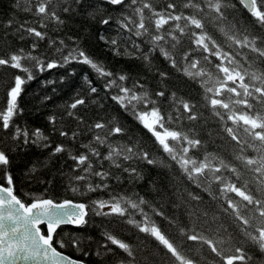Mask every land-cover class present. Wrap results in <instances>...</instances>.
<instances>
[{"label":"trees","instance_id":"16d2710c","mask_svg":"<svg viewBox=\"0 0 264 264\" xmlns=\"http://www.w3.org/2000/svg\"><path fill=\"white\" fill-rule=\"evenodd\" d=\"M254 1L256 9L251 12L240 0H137L135 5L126 0L122 8L103 5L77 11H71L76 8L74 0L70 6L61 0H40L33 8L46 5L47 11L31 15L22 10L23 0L19 8H14L15 0H0V23L28 21L29 28L46 33L39 41L19 33L26 37L20 40L12 35L14 28L7 33L0 28V56L24 49V57L31 53L41 60L60 61L55 48L62 47L63 40V55L72 49L86 51L94 62L115 73L120 89L127 86L129 98L143 97L134 109L125 111L110 98L118 94L115 88L104 87V79L90 66L73 62L40 71L35 61L22 58V68H28L34 79L17 98L12 129L2 130L0 125V145L9 149L12 158L15 193L26 203L46 192L53 200L81 201L86 208L106 201L123 212L90 213L85 226H60L55 239L67 247L59 250L88 264H180L154 237L139 231L147 220L148 227H158L192 264H223L240 255L246 257L243 264H264V249L259 247V230L264 228L260 214L264 210V151L257 149L260 142L264 145V135H257L264 133L260 126L264 125V22L253 15L264 0ZM145 2L150 7L141 14L138 9ZM169 4L175 9H169ZM215 4L220 5L219 11L212 9ZM65 8H69L67 14ZM154 12H162L169 20L159 30L156 20L160 17ZM53 14L65 23H55ZM108 14L112 23L105 26L100 20ZM122 15L127 17L128 31L117 26ZM41 23L46 27L41 28ZM101 34L117 39L119 55L99 40ZM51 40L56 41L55 47L49 46ZM15 75L27 77L22 69L0 66V108L4 110ZM84 75L99 91L91 96L95 104L90 101L76 110L84 120L80 124L68 118L67 106L86 91ZM120 75L128 79L120 82ZM49 80L51 84L46 83ZM152 110L159 115V127L175 135L166 144L138 122V114ZM49 116L55 117L54 124ZM95 122L108 127L92 132L90 125ZM115 126L125 129V134L112 136ZM16 127L38 128L48 139L37 146L24 144L21 137L13 145ZM54 127L66 131L69 139L54 132ZM73 132H80L76 140L70 139ZM93 135L108 139L104 145L89 143ZM87 143L89 149L110 154L112 160L100 165L90 156L94 168L85 172V165L77 170L70 154L84 153L81 145ZM57 144L65 151L53 155ZM96 171L110 176L100 180ZM133 171L135 175L128 174ZM89 184L108 188L88 192ZM40 227L46 234V226ZM105 232L127 243L135 259L112 245ZM192 236L198 239L193 241ZM73 238L79 241L78 247Z\"/></svg>","mask_w":264,"mask_h":264},{"label":"snow or ice","instance_id":"6c2138e0","mask_svg":"<svg viewBox=\"0 0 264 264\" xmlns=\"http://www.w3.org/2000/svg\"><path fill=\"white\" fill-rule=\"evenodd\" d=\"M40 0H23L25 4L24 8L22 9L25 13L33 14L35 12L36 15L43 14L47 11V6H40L38 8H33L34 3H39ZM62 3L68 4L69 6L73 3V0H61ZM76 8H72L71 11H77L79 9H99L103 5L108 6H116L122 8L126 4V0H98V2L93 3L92 0H74ZM132 5L137 3V0H131ZM21 4V0H15L14 8H19ZM247 7V5H244ZM150 4L145 2L143 9H138V11L143 14L144 9L149 8ZM169 9H175L176 5L169 4ZM185 7H190L189 4H185ZM212 9L215 11H219L220 5L215 4L212 5ZM202 10V9H201ZM69 8H65V13L67 14ZM107 11V10H106ZM91 15V13H89ZM154 15L159 16L160 18L156 20V28L159 30L162 25H165L169 22L168 18H165L162 12H154ZM253 15L264 22V6L258 5L257 10ZM54 16V22L60 25L65 23L64 20L60 19L58 16ZM176 20H179L180 16L174 17ZM127 19L126 16H121L117 20V26L123 30H129L125 20ZM100 23L105 26H108L112 23V17L108 14L107 19L101 18ZM196 24V27H200V24L197 21H193ZM28 21H24L17 25L12 19H9L6 24L0 23V28H3L7 33L9 28H14L15 32L12 34L13 36L19 35V33H27L29 37H35L37 41L44 40L46 38V33L37 30L36 27L29 28ZM41 28L46 27L45 24H40ZM141 29L144 28V25H140ZM137 37H140L141 33L136 34ZM26 37L25 35H19L20 40H24ZM100 41L109 44L110 47L116 49L115 54L119 55L120 52L117 49L118 41L117 39L109 40L105 35L101 34L99 37ZM160 37H156V40L159 41ZM56 41L51 40L49 41L50 47H55ZM60 45L62 47H56V53L61 55V60H41L38 57L32 56L31 53H28L26 57L23 56L24 49H20L19 51H14L10 55L4 57L0 56V66H11L13 69H22L24 73H27L26 79L22 78L21 75H15L14 82L9 83V90L7 91V107L6 110L0 108V125H2V130H10L12 129V120L14 113L17 110V98L22 94L23 86L34 79L33 73L28 68H22L21 60L22 58L30 59L36 62V67L39 68L40 71L52 70L57 67H64L73 62L82 63L84 65H88L98 74L99 77L104 79V87L109 90L115 88L117 91V95L111 96V100L116 102L119 106L123 107V110L127 111L129 109H134L138 102L143 99L141 96H131L129 98L126 95L129 90L127 86L123 89L118 87L117 79L115 77V73L112 71L105 70L104 66L98 64L93 61L86 53V51L72 49L68 52L67 55H63V52L66 48L65 42L63 40L60 41ZM36 43H33L32 47L36 48ZM163 52V49L160 50ZM165 57H167V53H164ZM191 76V73H188ZM128 79L125 75H120L118 80L120 82H124ZM46 83L51 84L52 81H46ZM83 83L86 85V91L82 92L81 94L77 95L73 98L72 102L69 106H67V116L70 119H74L80 124L84 123L83 117L78 113L76 110L80 108H84L86 105L89 104L91 101L92 104H95V100H91V96H94L98 93L99 89L92 83L87 75L83 76ZM45 100L50 99L49 97H45ZM215 103V101H213ZM102 109V108H101ZM135 114V113H134ZM155 115V113H153ZM49 121L53 124L55 123V117L49 116ZM101 118H98L99 121ZM138 122L142 127L149 132L150 135L154 137L157 134L154 132V126L156 125V121L152 120L151 123L149 122V118L147 114L140 113L138 114ZM264 127V125H260ZM108 127L106 123L102 122H95L94 124L90 125V130L95 133H99L101 130ZM53 131H58V134L62 137L69 139L68 133L64 130L53 128ZM125 129L121 126H115L111 129V135H124ZM80 135V132H73L70 139L76 140L77 137ZM23 139L24 144H35L37 146L41 145L42 141L48 139L44 135V133L40 129H35L34 131H27L22 130L20 127H16L14 130L13 135L11 136V142L13 145H16L18 141ZM108 138L106 137L105 140H101L98 135H93L92 141L89 143H99L100 145H104ZM161 143H165L163 138H159ZM166 146V145H165ZM43 147H49L48 144H44ZM81 147L85 149L84 153H78L76 155H71L70 158L73 164L76 166V169L79 170L81 166L87 165L85 172L93 169V163L90 161L89 157H95L96 162L100 165L103 164L106 160H112V156L102 155L100 152L96 151L95 149H89V144H82ZM13 150H15L13 148ZM65 148L57 144L53 149V155L58 153H63ZM115 151V150H114ZM90 153V155H89ZM151 163V161H148ZM113 166L119 167V164H114ZM84 168V167H83ZM35 171V169H32ZM129 175H135L136 173L133 171L128 173ZM95 175L100 178V180H106L109 178L110 174L106 173L105 171H96ZM83 179V177H80ZM15 177L12 174V158L9 152V149L0 145V192L5 193V196H0V264H16L17 260H44L47 261L48 264H84L82 260L74 259L63 252L59 251V249H64L67 247V244L61 240L57 241L55 236L57 234V229L62 225H73L77 227L85 226L88 223V216L90 213H94L96 216H108V215H123L122 209L119 205H115L106 201H95L93 206H88L84 203H74L73 201H69L68 203L72 206H79L83 209V214L71 215L70 219H60V217L68 216L69 213H59L54 212L53 205H59L60 203H54L51 198H47L46 192L41 195L39 198L33 199L31 203H24L22 199L18 197L15 193ZM100 188L107 189L108 185H92L89 184L87 187L88 192H95ZM76 191L75 188L72 189ZM235 190V189H234ZM30 195V194H25ZM48 201L47 209L41 208V202ZM18 206V207H17ZM230 207H233L231 204ZM259 206V203L258 205ZM135 207V205H133ZM96 209V211H92V209ZM107 209V210H105ZM261 215H264V210H261ZM41 224L46 225L47 233L43 234L42 229L40 227ZM148 221L146 220L145 224L139 227V231L150 234L154 237L160 245H162L169 253H171L174 257H176L180 264H192L190 259H185L176 249L174 244L170 242L166 236L161 232V230L156 227H148ZM104 236L112 245L117 246L124 254H126L130 259H135L133 250L127 243H124L114 237L108 235L106 232ZM191 240L195 241L198 239L196 236L190 237ZM255 240L256 237H253ZM72 243L74 246H79V241L73 238ZM55 245V246H54ZM259 247L264 249V228L259 230ZM97 255H100L98 252ZM243 261L246 257L240 255L237 258H233L231 260L225 259L223 264H237V260Z\"/></svg>","mask_w":264,"mask_h":264},{"label":"water","instance_id":"95a60500","mask_svg":"<svg viewBox=\"0 0 264 264\" xmlns=\"http://www.w3.org/2000/svg\"><path fill=\"white\" fill-rule=\"evenodd\" d=\"M240 1L242 2L243 5H247L246 8L249 11L252 12V11L255 10L256 5H255V1L254 0H240ZM0 196H5L6 197V194L0 192ZM47 198H49V197H47ZM53 201H54V203H60L59 205H53V209L52 210L54 212H59V213H62V214L65 213V212L69 213L68 216H63L62 215L60 217V219H70L71 215L83 214V209L82 208H80L79 206H75L74 207V206H72V205H70L68 203L69 201H73L74 203H83L81 201H75V200H72V199H63V200H58V201L57 200H53ZM22 202H24V201H22ZM31 202H33V200L30 201V202H27V203H31ZM24 203H26V202H24ZM47 207H48V201H42L41 202V208L47 209ZM46 230H47V228H46ZM59 251H61V250H59ZM61 252H63V251H61ZM64 254H66V253H64ZM66 255H68V254H66ZM68 256H70V255H68ZM72 258H74V257H72ZM74 259H77V258H74ZM77 260H81V259H77ZM16 264H48V262L44 261V260H32V259H29V260L25 261V260L21 259V260H17ZM84 264H88V263L84 262Z\"/></svg>","mask_w":264,"mask_h":264},{"label":"rangeland","instance_id":"374dc122","mask_svg":"<svg viewBox=\"0 0 264 264\" xmlns=\"http://www.w3.org/2000/svg\"><path fill=\"white\" fill-rule=\"evenodd\" d=\"M144 114H147L148 118H149V122L151 123L152 120L156 121V125H158L159 123V115L157 113V111H148V112H141ZM153 113H155V115H153ZM154 132L157 134L158 139L159 138H163V140L165 141L164 144H166L167 140L174 135V133L172 131L166 130V129H162L158 126H154ZM260 138H263L264 133H259L257 134ZM160 140V139H159ZM258 150L260 151H264V145L262 142H260L259 146L257 147Z\"/></svg>","mask_w":264,"mask_h":264}]
</instances>
